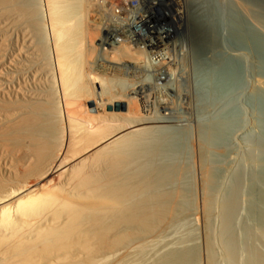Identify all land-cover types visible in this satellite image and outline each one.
I'll use <instances>...</instances> for the list:
<instances>
[{
	"label": "bare ground",
	"instance_id": "1",
	"mask_svg": "<svg viewBox=\"0 0 264 264\" xmlns=\"http://www.w3.org/2000/svg\"><path fill=\"white\" fill-rule=\"evenodd\" d=\"M182 1L185 19L176 34V36L180 35L181 38L177 39H181L184 43L183 46H185V42L187 44L190 42V47H192V42L197 41L198 44L194 43L196 47H192L194 51L191 49L193 53L197 52L195 57L196 55L199 56L198 52L203 53L211 48L218 52L220 58L218 57L217 61L214 59V62L219 69L225 65L224 61L228 58L236 60V62L238 60L245 61L243 60L244 56L221 52L220 48L226 46L229 39L225 40L226 34L223 31L226 29L227 22L224 23L223 19L236 24L239 18L244 26L246 24L249 36L253 35L251 33L257 32L264 38V3H260L259 0L247 1L251 6H249L250 11L246 10L245 5L246 9L240 8V4L235 3L236 0L234 2L232 0H222V2L221 0ZM117 2L118 0H0V264H113L114 261L117 264H126L127 258L125 260L126 256L121 250H126L123 251L125 253L127 249L123 248L130 246L134 240L139 239L136 242H140L144 236L140 234L158 233L161 230V225H167L173 221L167 219L168 215L177 217L185 208L183 206L184 208L181 209V205L184 204V201L183 204L180 202L182 199L172 201L170 199L172 192H167L164 189L166 184L172 183L170 187L173 186L172 176L175 175L173 172L179 162H176V156L168 153L169 147L176 142L178 136L185 135L186 137L190 134L187 131L188 127L180 132L178 131L179 126L176 125V131L173 129V125L167 126L169 123L167 125L157 124L166 121L164 116H158L161 112H156L158 113L157 118L145 116L144 118L142 116L144 113L140 116L143 118H138L140 113L136 115L131 110L133 107L131 102L135 98L139 99L137 97H139L138 93L140 92L144 93L146 102H150L152 107L162 104V102L156 101L154 103L150 100V94L156 92L157 87L160 86L156 87L155 78L161 76V80L170 77L174 82V79L180 76H176L177 70L174 71L175 69L170 65V68H159V72L154 66L160 64L161 60L152 59L149 53L145 51L125 45L114 52V55H111L108 50L103 48L102 43L98 41L100 36V24L98 23L109 17L110 10L107 6L109 4L113 6ZM250 13L256 17L257 23L251 20ZM216 20L217 22H215ZM232 23L230 26L233 25ZM174 47H178L176 42ZM125 51L135 52V54L131 56ZM207 53L210 54V52ZM128 56L142 57L144 64L139 65L142 60L124 63L126 61L124 57ZM223 56L227 58L224 59ZM35 59L39 62L38 64L42 63L40 67L51 68L49 70H52L51 73L49 72L52 75L50 84L47 82L48 84L42 86H39L41 84L30 86L29 79L27 80L24 74L28 69L33 68L29 66L31 64L34 66ZM99 60H102V63ZM45 61L47 62L44 63ZM116 61L123 62L121 71L126 70L125 74H140L141 71H145V81H147L146 89L143 87L144 91L135 90L131 92L127 89V85H123V89L130 91L131 94L123 93L127 95L128 113L119 112L122 115L125 114L121 117L118 115L111 116L113 112H109L111 114L109 116L104 110L105 107L107 109L111 107L114 112L118 111L115 108L118 104L123 103L120 102L121 100H124L120 98L124 97L120 96V91L113 88L115 83L113 77H107V79L104 77L101 80L100 91L93 84L94 79L99 77L98 72L95 73L94 71L95 68L93 70V66L99 65L110 70L112 67L109 64ZM204 61L200 64L197 63V67H194L199 77L212 75L210 65L206 66L203 64ZM48 64L50 66H47ZM251 64L253 66L254 62ZM191 66L182 64L180 72L183 69H191ZM198 75L195 76L198 85L201 84L206 88L212 86L210 78L204 81ZM221 75L223 76V73ZM21 76H24L23 82ZM27 77L29 78V76ZM256 77L250 78L246 74L247 79L245 78V81L242 78L238 80V87H242L245 82V88L252 97L254 93L264 91V78ZM47 78L50 79L49 76ZM36 82L34 83L36 84ZM169 82L171 84V81ZM129 83L124 82L123 84H128L130 87L135 85V83ZM222 90H219L218 93L215 92L216 96L212 98L214 94L209 89H201L205 100L217 103L214 104L217 105L218 113L223 111V102L235 100L234 97L237 95L238 88L234 89L233 86L232 91L231 88H225L226 91ZM243 93L245 92L243 91ZM51 96H56L54 97L56 102L50 100ZM92 96L93 98L96 96L98 99L96 106L94 102L90 104L92 110H104L102 115L89 114L90 111L87 110L89 108L84 103L87 101L81 102L86 97H89L88 100H90ZM104 96L105 98L112 96V98L107 101ZM227 96L228 99H226ZM42 97L45 101L41 100L40 103L38 99H42ZM51 101H54L55 104L52 105ZM134 103L136 105V102ZM42 104L45 105L44 108L41 107L43 110L40 111L36 106H42ZM64 120L69 121L67 134L66 130L64 131L65 128L62 130L63 127L60 126L62 125L61 122H65ZM213 120L215 119L213 118ZM214 123L218 122L215 121ZM210 124L214 126L213 123ZM218 126H221V123ZM200 135L203 144L199 146L202 153H205L206 149H213L218 143L214 139L213 132L209 130V125L200 129ZM22 146L23 149L26 148L24 153L21 152ZM174 147L177 146L174 145ZM174 147H172L173 151L178 149H174ZM16 151L23 154L15 157ZM254 151L251 152L250 156L253 161L252 165H256V167H252L256 170H259L257 167H261L263 171L262 163L264 160L261 162V158L259 159V156L256 155L257 152L253 153ZM70 152L73 154L68 157ZM201 155L202 216L205 222V234L207 233L205 238L207 264H264V190L262 194L246 200L247 202L243 201V205L242 200L239 201L241 186L238 185L241 184V176L239 178L238 174H235L233 183L224 178V180L221 178V181L213 170L219 165L217 163L219 154L217 153L215 156L216 152H214L215 157L211 155L205 157L206 153ZM214 158L216 159L213 160ZM212 161L216 162L213 163ZM215 163L218 165L213 167ZM234 170L232 171L233 175L236 172ZM242 173L243 171L241 175ZM258 174L259 172L256 171L251 177L252 180L254 178V185L261 181L259 178L261 173L259 176ZM32 178L35 180L30 181ZM174 178L177 180L176 177ZM178 183L179 181L177 184L175 183L176 186ZM262 183L263 181L259 184ZM184 185L180 187L182 188L180 195L174 194L176 197L184 198V195L187 197L188 182L187 185ZM170 187L168 188L170 189ZM259 187L261 186L259 185ZM173 190L175 191V189ZM177 190L176 192H179V189ZM197 195L199 196V194ZM213 206H215V210L218 209L216 214L212 212ZM246 207L247 209L250 208L247 210L250 216L244 218L247 216L243 215ZM188 208H186L187 211ZM197 211L201 212L199 209ZM186 213L189 214V212ZM179 219L182 218L179 216ZM196 219L195 222H198ZM199 224L201 226V219ZM193 225L195 224L193 223ZM244 233L245 235H243ZM148 240L149 238L145 241ZM142 242L135 243L138 244L137 248L131 249L133 254L136 249L138 257L148 249L146 244L152 241L146 242V244H142ZM155 242L152 244L157 245ZM181 244L183 246L175 247L174 244L175 246L172 245L171 248L166 245L169 249H165V251L160 248L162 252L155 253L154 259L151 257L153 261H148V259V263L190 264L191 262L192 264L193 260L199 258V251H203L196 247L198 245L192 247V245L185 243L188 246L185 247L184 243ZM133 246L131 245L129 248ZM148 246L150 247V245ZM153 248L156 250V247ZM131 251L129 253H132ZM129 253L127 257H129ZM202 255L204 257V254ZM203 259L199 264L203 262Z\"/></svg>",
	"mask_w": 264,
	"mask_h": 264
},
{
	"label": "rangeland",
	"instance_id": "2",
	"mask_svg": "<svg viewBox=\"0 0 264 264\" xmlns=\"http://www.w3.org/2000/svg\"><path fill=\"white\" fill-rule=\"evenodd\" d=\"M225 1V0H224ZM233 2L235 1V0H232ZM239 0H236V2L235 3H237V5H239L240 4V8H244V9H246V7H247V9L246 10H248V11H250V5L247 3V1L248 0H241L239 3ZM221 2H222V0H221ZM259 2L260 3H264V1L263 0H259ZM243 3V4H242ZM244 5L246 6V7H244ZM242 6V7H241ZM250 6V7H249ZM239 7V6H238ZM222 12V11H221ZM223 13V12H222ZM250 18H252L251 20L254 22V23H257V21H256V17L254 16V15H251V13H250V16H249ZM223 19V18H222ZM221 19V20H222ZM218 21H219V19H217ZM217 20L215 21V22H217ZM224 23L225 22H227L226 23V26L228 27V26H230L231 25V21H224V19L222 20ZM230 24H229V23ZM242 21L238 18V23H236V24H238V25H236V24H234V23H232L233 25L232 26H230V27H226L225 26V30L223 31L226 35H225V40H227L228 38V42L226 43V46H222L221 48H220V50H221V52H225V53H231V54H235V55H237V56H240L241 55V57H243V60H245V61H242V60H238L237 62H236V60L234 61V60H231V59H226L224 56V59H226V60H228V61H224V64L225 65H223L222 66V68H220L219 69V67H218V65H216V62H214V59H216V61H217V59H219L220 58V55H218L219 53L218 52H216V51H214L212 48L211 49H209V51L207 50V51H205V52H203V53H200V52H198V55L199 56H197L196 55V57L194 56L197 52H195V53H193V48H194V46L196 47V44H198L197 43V41H194V42H192L193 43V45H192V43H191V46L193 47H190L189 45H190V42H189V44H187L186 42H185V46H183V42L181 41V39H177V38H181L180 37V35H178V36H176V44L178 45V47L177 48H175V52H174V54H172L173 55V57H174V59L176 60V61H178V63H180L181 65L182 64H184V65H187L188 67H190V65H192L191 66V69H189L188 68V70L187 69H183L184 71H186V72H184L183 70V72L181 71L180 72V70H181V65H179L178 63H176V64H178V65H174L172 68L173 69H175L174 71H176L177 73H178V75H177V73H176V76H180V77H177V78H175L174 79V82H172V78H162L161 80H160V78H161V76H158V78H155V80H154V82H155V84H156V87L158 86V85H160V86H158L157 87V90H156V92H154V93H152V94H150V100H152L154 103H156V101L158 102V103H160V102H162V104H159L158 106H154V107H152L151 106V104H150V102H146V98H145V95H144V93L143 92H140V93H138V96L139 97H137V98H139V99H134V100H132V102H131V104L133 105V107H132V105L130 104V106L132 107L131 108V110H132V112H134V113H136V115H138L137 113H140V115H138L137 117L138 118H143L144 116L145 117H153V118H157L158 116L160 117V116H164L165 117V119H166V121L164 122H160V123H157L158 125H167L168 123V125L167 126H169V127H171L172 125V127H173V129H175V127H176V125H177V127L179 126V129H178V131H184V130H186V128L188 127V129H187V131H189L190 132V134H188V135H186V137H185V135H181V137L180 136H178L177 138H176V142L172 145V146H170L169 147V152L168 153H172V156H176V162L177 161H179L178 163H177V165H176V168L174 169V172H173V175L174 176H172V181H173V186L172 187H170V185H172V183H170V184H166V186H165V191H167V192H172V193H170L171 194V200L173 201V200H178V201H180L181 199V204H183V205H181L182 207H181V209H183L184 207V209L180 212V214L179 215H177V217H173V216H167V219H169V220H173V221H171V223H167V225L165 224V225H161V227H160V231L158 232V233H155V234H153V233H147V234H140V235H144L141 239H142V241H141V239H140V242H136L137 240L139 241V239H137V240H134L132 243H131V245H134L133 247H131V248H129L130 246H128V247H126V248H123V249H127V252H123V251H126V250H121V252L124 254V256H126L125 257V260H126V258H127V262L125 261V263L126 264H147L148 263V261H153V259H154V257L156 256V254H158V252L159 251H161L162 252V250H164L165 251V249H169L168 247H173L172 245H174L175 247H181V245L183 246V244H181V243H184V246L185 247H188V246H186V245H192V247L194 246L195 247V245H198V246H196V247H198V249H202L203 251H199V258L197 259V260H193L194 262H192V264H196V263H200L201 261H202V259H203V262L201 263V264H207V251H206V241H205V238H206V235H207V233L205 234V230H204V225H205V222H204V220H203V216H202V212H203V198H202V185H201V183H202V181H201V176L200 175H202V173H201V171H202V169H201V165H200V160H201V157H200V155L201 154H205L206 153V155H205V157H209L210 155L212 156V157H215V156H217V153L219 154L218 155V157L219 158H217V159H219L218 161H217V163H219V165L217 164V163H215V164H213V167H216L217 165L219 166H217L218 167V169H217V167L216 168H214L213 170H215V174H216V176H217V178L218 179H220L221 180V178H222V180H224V179H226V180H230L229 182L230 183H233V181H235V177H236V175L238 174V177L240 178V176H241V181L239 180V178H237L238 179V181H240V183L241 184H239L238 186L240 187L241 186V188H240V193L241 194H239V201H241L242 200V203H243V201H248L250 198H252L253 196H256V195H260V194H262V192H263V190H264V178H262V177H264V169H263V171H262V169H261V167H257V169H259V170H261L262 172H260L259 170H256V168H254L253 169V167L255 166L256 167V165H252L253 163V161L251 160V152L253 151V150H255L253 153H256V155L257 156H259V159H260V161L262 162L263 160H264V146H262V145H264L263 143H264V93H262V92H264V91H261V90H258V91H261V92H259V93H254L253 94V97L251 96V94H249L248 93V90H247V88H245V82L242 84V87H238V80L239 79H241L242 78V80H246L247 78H246V74L247 75H249L250 76V78H252V77H256V78H264V43H262V42H264V38H263V36H261V34L260 33H251V34H253V35H248L249 34V32H247L248 31V28L246 27V24H245V26H244V24H243V22L241 23ZM220 23V22H219ZM223 23V24H224ZM222 24V26H223V28H224V25ZM243 24V25H242ZM236 25V26H235ZM238 26V27H237ZM236 27V28H235ZM261 28H262V26H260ZM235 29H236V31H235ZM250 31V30H249ZM239 35V36H238ZM256 35V36H255ZM228 36V37H227ZM232 36V37H231ZM234 36V37H233ZM261 36V37H260ZM186 37V36H185ZM237 37V38H236ZM260 39H259V38ZM236 38V39H235ZM251 38V39H250ZM254 38V40L252 41V39ZM263 39V40H262ZM261 40V41H260ZM179 41V42H178ZM245 41H247V42H245ZM259 41V42H258ZM235 42V43H234ZM181 43V44H180ZM194 43H196V44H194ZM232 43V44H231ZM239 44V45H238ZM257 44V45H256ZM263 44V45H262ZM230 46V47H229ZM258 46V47H257ZM263 46V47H262ZM223 47H225V48H223ZM260 48V49H259ZM193 51H192V50ZM196 49V48H195ZM211 50H212V52H211ZM184 51V52H183ZM192 51V52H191ZM227 51V52H226ZM186 52V53H185ZM207 52H210V54L209 53H207ZM234 52V53H233ZM251 52V53H250ZM125 53L126 54H128V55H134L135 54V52H130V51H125ZM182 53H184V54H182ZM191 53V54H190ZM192 53H193V55H192ZM200 53V54H199ZM212 53H213V56H212ZM238 53V54H237ZM189 54V55H188ZM206 54H207V57H206ZM111 55H114L113 53L111 54ZM191 55V56H190ZM204 57H206V60H205V57L203 58L202 56ZM209 55H211L210 57H209ZM193 56V57H192ZM217 56V57H216ZM32 57V56H31ZM33 57H34V55H33ZM177 57V58H176ZM194 57H195V59H194ZM215 57V58H214ZM219 57V58H218ZM240 57V58H241ZM192 58V59H191ZM197 58H199L198 60H197ZM245 58V59H244ZM250 60H248V59ZM263 58V59H262ZM123 59V58H122ZM124 59H128V61H141V62H139V65H143L144 64V62H143V59H142V57L141 58H137V57H135V56H133V57H130V56H128V57H124ZM202 59V60H201ZM208 59H209V61H208ZM211 59V60H210ZM223 59V60H224ZM205 60V61H204ZM213 60V61H212ZM231 60V61H230ZM246 60H247V62H249V63H247L246 62ZM35 64H34V66L31 64L29 67L31 68V67H33V68H31V69H28L27 70V72L28 71H30V72H26V74H24V76H26V78H27V80L29 79V84H30V86H38L39 84H41V85H39V86H42V85H46V84H48L47 82H49V84H50V82H52L51 80V78H52V75L50 74L51 73V71H49L50 69H48L49 67H45L46 65L44 64V63H46L47 61H45L43 64L45 65L44 67L45 68H42L43 66H41L40 67V65H42V63H40V64H38L39 62L35 59ZM102 60H99V62H101ZM197 61V62H196ZM204 61V63L203 64H205L206 66H208V65H210L209 67H210V69H211V71H212V75H207L206 77L205 76H201V77H199V75L198 74H196L197 72L195 71V69H194V67L196 66L197 67V63H199L200 64V62H203ZM211 61V62H210ZM233 61V62H232ZM240 61H241V63H240ZM196 64H195V63ZM213 62L215 63L214 65H213ZM244 62V63H243ZM254 62V64H253V66H252V64L251 63H253ZM102 63V62H101ZM227 63V64H226ZM230 63V64H229ZM234 63V64H233ZM239 63V64H238ZM37 64L39 65L38 67H37ZM228 64H229V66H228ZM213 65V66H212ZM47 66H50L49 64L47 65ZM177 66V67H176ZM180 66V67H179ZM215 66H217L216 68H214ZM225 66V67H224ZM249 66V67H248ZM170 67H171V65H170ZM169 67V65H167V68H170ZM179 67V68H178ZM234 67V68H233ZM40 68H42V69H40ZM94 68H95V70H94ZM155 69L157 68L158 70H159V68H160V66H158V67H154ZM178 68V69H177ZM213 68V69H212ZM224 68H225V70H224ZM247 68V69H246ZM105 69V70H104ZM217 71H216V70ZM221 69H223L224 70V72H221V71H223V70H221ZM240 69V70H239ZM250 69V70H249ZM253 69V70H252ZM48 71V76L50 77V79L49 78H47L48 76L46 75V73H47V71ZM93 70L95 71V73L96 72H98V74H99V77L98 78H96V79H94V83L93 84H95L94 86H95V88H97V89H99V91H100V88H101V83H102V81L101 80H103L104 79V77H105V79H107V77L109 78V77H113V79L115 80L114 82V89H116V90H118V91H120V96H124V97H120L119 95H118V97H120V98H123L124 100H119L120 102H123V103H125L126 105H127V103H128V99H126L127 97V95L129 94H131V92H133V91H135V90H138V91H144V89H146V87L147 86H145L146 84H147V81H145V79H146V76L145 77H143V72L141 73L140 72V74H125V71L126 70H123V71H120L119 73H117V74H110L107 70H109V69H106L105 67H101V66H99V65H97V66H93ZM40 71V72H39ZM46 71V72H45ZM179 71V72H178ZM194 71V72H193ZM215 71V73H213ZM258 71V72H257ZM50 72V73H49ZM159 72H160V70H159ZM260 72V73H259ZM32 73V74H31ZM35 73V74H34ZM158 73V72H157ZM180 73V74H179ZM183 73V74H182ZM221 73H223V76L221 75ZM230 73V74H229ZM240 73V74H239ZM28 74V75H27ZM35 76H34V75ZM185 74V75H184ZM233 74V75H232ZM234 74H235V76H234ZM242 74V75H241ZM192 75V76H191ZM197 75H198V77L199 78H201V79H204V81H207V80H209L208 78H210V81H212V86H210L209 88H206L205 86H201V84H197ZM24 76H21V81L23 82V78H24ZM27 76H29V78L27 77ZM41 76V77H40ZM101 76V77H100ZM196 76V77H195ZM230 76V77H229ZM245 76V77H244ZM252 76V77H251ZM31 77V78H30ZM37 77V78H36ZM162 77H163V75H162ZM239 77V78H238ZM244 77V78H243ZM34 78H36L35 80H34ZM230 78V79H229ZM246 78V79H245ZM40 79V80H39ZM48 79V80H47ZM123 79V80H122ZM127 80V81H125V80ZM36 82V80H37V82H36V84L33 82ZM43 80V81H42ZM195 80V81H194ZM39 81V82H38ZM44 81H45V83H44ZM97 81V82H96ZM143 81V82H142ZM144 81H145V83H144ZM169 81H171V84H170V82ZM235 81V82H234ZM124 82H127V83H135V85L133 86V87H137V88H134L133 89V87H130L128 84H123ZM44 83V84H43ZM129 83V84H130ZM162 83V84H161ZM199 83V82H198ZM32 84V85H31ZM92 84V85H93ZM137 84V85H136ZM142 84V85H141ZM227 86H226V85ZM235 84H237V85H235ZM123 85H127L126 87H127V89L128 90H130V91H128V90H125V89H123ZM244 85V86H243ZM116 86V87H115ZM234 86V89L236 88H238V91H237V95L234 97V99L235 100H232V102H229V101H225V102H223L222 103V113H218V111H217V103L214 101H208V100H205L204 99V96H202V93H201V89L202 90H204V89H209L214 95L212 96V98H214V96H216L215 95V92H217L218 93V91L219 90H224L225 88H231V91H232V87ZM143 87H144V89H143ZM36 88V87H35ZM158 88H159V90H158ZM211 88V89H210ZM57 89H59V88H57ZM123 89V91H122V93H121V90ZM33 90H37V89H33ZM193 90V91H192ZM222 90V91H223ZM224 91H226V90H224ZM241 91V92H240ZM243 91L245 92V93H243ZM127 92V95L125 94H123V93H126ZM239 92V93H238ZM57 93H58V91H57ZM262 93V94H261ZM122 94V95H121ZM244 94V95H243ZM57 95V94H56ZM155 95V96H154ZM238 95H239V97H238ZM240 95H243V96H240ZM254 95H256V96H254ZM262 95V96H261ZM226 96V95H225ZM54 97H56V96H51L50 97V100H54L55 101V98ZM107 97V96H106ZM238 97V98H237ZM263 97V98H262ZM54 98V99H53ZM92 98H93V96H92ZM91 98V99H92ZM95 98V99H94ZM94 100L92 99H90V100H88L89 99V97H86V98H84L85 100H82L81 102L83 103L84 101H87V102H84L85 103V105H86V107L87 108H89V109H87L88 110V112H89V114L91 113V114H94L95 113V115L97 116V115H102L103 114V111L105 110V113L107 114V115H111L109 112H113L112 113V115L111 116H114V115H118V116H120L121 117V115L123 114V112L125 113V112H127L128 113V106H126V109L125 110H122V109H120V110H118V111H115V112H117V113H115L113 110H108L107 109V107H105V109L104 110H99V111H93L92 110V106L90 105V104H92L93 102L95 103V106H96V104H98V99L96 98V96H94ZM104 98H105V96H104ZM108 98V99H107ZM107 98H105L107 101H110V99L112 98V96L111 97H107ZM152 98V99H151ZM178 100H177V99ZM182 98V100H180ZM229 97L227 96L226 97V99H228ZM240 98V99H239ZM119 99V98H118ZM144 99V100H143ZM156 99V100H155ZM158 99V100H157ZM165 99V100H164ZM39 101H40V103H41V100H44L45 101V99H43V97H42V99L40 98V99H38ZM37 100V101H38ZM168 100V101H167ZM237 100V101H236ZM38 101V102H39ZM43 101V102H44ZM54 101H51L53 104L52 105H54L55 103H54ZM151 101V102H152ZM164 101V102H163ZM51 102H50V105H51ZM56 102V101H55ZM97 102V103H96ZM134 102H136V105H135V103ZM139 104H138V103ZM213 102V103H212ZM229 102V103H228ZM87 103V104H86ZM114 103V102H113ZM140 103H141V105H140ZM147 103V104H146ZM214 103H216V104H214ZM225 103V104H224ZM149 104V105H148ZM38 105H39V103H38ZM36 106V107H38V109L40 110V111H42L43 109L41 108V107H43L44 108V105L45 104H42V106ZM138 105V106H137ZM145 106V107H143V106ZM148 105V106H147ZM216 105V106H215ZM150 106V107H149ZM186 106V107H185ZM191 106V107H190ZM40 107V108H39ZM137 108V110L135 111V109ZM141 107V108H140ZM143 107V108H142ZM157 107H158V109H157ZM212 107V108H211ZM135 108V109H134ZM140 108V109H139ZM156 108V109H155ZM187 108H188V110H187ZM144 109V111L142 112V110ZM151 109V110H150ZM212 109V110H211ZM186 110V111H185ZM215 110V111H214ZM152 111V112H151ZM180 111V112H179ZM93 112V113H92ZM108 112V113H107ZM122 113V114H120V113ZM156 112H158V113H160L161 112V114H164V115H161V114H158V113H156ZM182 112V113H181ZM231 112V113H230ZM101 113V114H100ZM144 113V114H143ZM151 113V114H150ZM120 114V115H119ZM126 114V113H125ZM124 114V115H125ZM141 114H143L142 116L143 117H140L141 116ZM157 114H158V116H157ZM124 115H122V116H124ZM149 115V116H148ZM168 115V116H167ZM204 116V117H203ZM207 116V117H206ZM120 117H118V118H120ZM144 117V118H145ZM219 119H217V118ZM168 118V119H167ZM195 118V119H194ZM197 118V119H196ZM203 118V119H202ZM210 118H211V121H210ZM213 118L215 119V120H213ZM259 118V119H258ZM164 119V120H165ZM206 119V120H205ZM209 119V120H208ZM173 120V121H172ZM203 120V121H202ZM205 120V121H204ZM65 122H61V124L62 125H60V126H62L61 128H62V130L64 129V131L66 130V134L68 133V130H69V128H68V126H69V121L67 122L66 120H64ZM209 121V122H208ZM216 121V122H218V123H214V122ZM172 122V123H171ZM185 123V124H183V123ZM63 123H65V124H67V125H63ZM200 123V124H199ZM207 125H206V124ZM210 123H213L214 124V126L212 125V124H210ZM220 123H221V126H218V125H220ZM170 124H171V126H170ZM179 124V125H178ZM181 124V125H180ZM194 124V125H193ZM175 125V126H174ZM183 125V126H182ZM202 125V126H201ZM204 125V126H203ZM209 125V130L211 131V132H213V134H214V139H215V141H216V148L215 147H213V149H206L204 152L205 153H202L201 152V147L200 146H202V140H201V135H200V129L201 128H203V127H205V126H208ZM213 127H215V128H213ZM218 127V128H217ZM222 127V128H221ZM194 128V129H193ZM177 129V128H176ZM175 129V130H176ZM181 129H183V130H181ZM177 131V130H176ZM199 131V132H198ZM195 133V135H193ZM215 133H217V134H215ZM215 135H217L216 137H215ZM252 135V136H251ZM183 136V137H182ZM188 136V137H187ZM185 137V138H184ZM191 137V138H190ZM179 138H181V139H179ZM184 138V139H183ZM195 138V139H194ZM220 138V139H219ZM251 138V139H250ZM259 138V139H258ZM179 139V140H178ZM189 139V140H188ZM181 140H182V142H181ZM201 140V141H200ZM219 140V141H218ZM179 141V142H178ZM178 142V143H177ZM200 142V143H199ZM176 144H178V145H176ZM27 145V144H26ZM26 145H23L24 147L26 146ZM174 145L175 146H177V147H174ZM200 145V146H199ZM23 146H22V149H23ZM179 146V147H178ZM199 146V147H198ZM241 146V147H240ZM172 147H174V149L175 148H178V149H176V150H174L173 151V149H172ZM182 147H183V149H182ZM190 147V148H189ZM218 147V148H217ZM251 147V148H250ZM257 147H259V148H257ZM172 150H171V149ZM200 148V149H199ZM261 148H262V150H261ZM252 149V150H251ZM24 150H26V148H24L23 150H21V152H25ZM171 150V151H170ZM179 150V151H178ZM185 150V151H184ZM182 151V152H181ZM189 151V152H188ZM200 151V152H199ZM261 151V152H260ZM14 152V151H13ZM13 152H11V153H13ZM18 151H16V153H17ZM174 152V153H173ZM214 152H216V155L214 156L213 155V153ZM14 154L15 155V157L17 156L18 157V155H22L23 153H20V151L17 153V154ZM176 153V154H175ZM179 153V154H178ZM191 153V154H190ZM200 153V154H199ZM73 153L72 152H70L67 156L68 157H70L71 155H72ZM187 154V155H186ZM221 154V155H220ZM223 154V155H222ZM234 154V155H233ZM260 154V155H259ZM181 155H182V157H181ZM246 155V156H245ZM202 156V155H201ZM261 156V157H260ZM185 157V158H184ZM188 158V159H187ZM224 158V159H223ZM238 158V159H237ZM186 159V160H185ZM210 159H211V157H210ZM216 158H214L213 160H215ZM241 159H243V160H241ZM212 160V159H211ZM225 160V161H224ZM247 160V161H246ZM0 161H1V159H0ZM196 161V162H195ZM220 161V162H219ZM184 162V163H183ZM213 162V161H212ZM214 162H216V161H214ZM213 162V163H214ZM190 163V164H189ZM197 165H196V164ZM238 163V164H237ZM245 163V164H244ZM246 164H248V165H246ZM263 164V168H264V162L262 163ZM183 165V166H182ZM190 165V166H189ZM245 165H246V167L248 168H246L245 167ZM182 168H181V167ZM196 166V167H195ZM221 166H223V167H221ZM240 166V167H239ZM253 166V167H252ZM237 167H239L238 169L240 170V168H241V170L242 169H244L245 168V170H242L243 171V173H242V175H241V170L239 171L238 169H237ZM222 168V169H221ZM237 170H236V169ZM217 169V170H216ZM221 169V170H220ZM235 169L236 170V172L234 173V175H233V170ZM252 169V170H251ZM201 170V171H200ZM229 170H232V171H229ZM234 170V171H235ZM253 170H254V172L256 173V171H257V173L259 172V174H260V176H259V174H258V176H259V178L261 179V181L260 182H262L263 181V183L262 184H259V183H257V185H254L253 183V180H254V178H253V180H252V178L251 177H253V174H254V172H253ZM177 171V172H176ZM183 171V172H182ZM217 171H219V172H217ZM239 172V173H238ZM251 172H253V173H251ZM198 173V174H197ZM218 173V174H217ZM220 173V174H219ZM231 173H232V175H231ZM250 173H251V175H250ZM180 174H181V176H180ZM236 174V175H235ZM240 174V175H239ZM244 174V175H243ZM219 175V176H218ZM221 175V176H220ZM223 175V176H222ZM226 175H227V177H226ZM231 176H232V178H231ZM174 177H176L177 178V180L174 178ZM197 177V178H196ZM229 177V178H228ZM244 177V178H243ZM245 177H247V178H245ZM224 178V179H223ZM180 179V180H179ZM187 179V180H186ZM197 179H198V181H197ZM247 179V180H246ZM34 181L35 179H30V181ZM221 180V181H222ZM251 180H252V182H251ZM57 181V180H56ZM177 181H179V183H178V185L176 186V184H177ZM184 181V182H183ZM232 181V182H231ZM187 182H188V185H187ZM176 183V184H175ZM183 183V184H182ZM196 183V184H195ZM198 183V184H197ZM184 184H186L187 186H188V193H187V197H185V195H184V198H181L180 196H178V197H176V195H174V194H178V195H180V191H181V189L182 188H180V187H182V186H185ZM169 185V186H168ZM175 185V186H174ZM199 185V186H198ZM259 185L261 186V187H259ZM192 186V187H191ZM198 186V187H197ZM258 186V187H257ZM263 186V187H262ZM168 187H170V189L168 188ZM178 187V188H177ZM190 187V188H189ZM199 188V189H197V188ZM175 189V191L173 190V189ZM262 188V189H261ZM177 189H179V192H176V191H178ZM241 189H242V191H241ZM198 190V191H197ZM200 190V191H199ZM262 190V191H261ZM245 191V192H244ZM252 191V192H251ZM174 192H176V193H174ZM196 192H199V193H197V194H199V196L196 194ZM191 193V194H190ZM254 194V195H253ZM174 195V196H173ZM242 196V197H241ZM176 199H175V198ZM189 197H191L190 199H189ZM241 197V198H240ZM174 198V199H173ZM187 198H188V200H187ZM196 200V201H195ZM184 201V202H183ZM192 203H191V202ZM194 201V202H193ZM199 201V202H198ZM246 201V202H247ZM183 202V203H182ZM185 202H186V206H185ZM198 202V203H197ZM246 202H245V204H246ZM188 203V204H187ZM189 204H190V206H189ZM193 205V206H192ZM240 205H242L241 203H240ZM243 205H244V203H243ZM242 205V206H243ZM184 206V207H183ZM198 206V207H197ZM191 209H189V208ZM194 207H195V209H194ZM186 208H188V211L186 210ZM249 208V207H248ZM200 210L201 212H199V211H197V210ZM250 209V208H249ZM249 209H247V207H246V210H244L245 211V213H243V215H247L246 217L244 216V218H247L248 217V215L250 216V213H249V211H247V210H249ZM196 210V211H195ZM217 210V212H218V209H216ZM216 210H215V206H213V209H212V212L214 213V214H216ZM185 211V213L186 212H189V214L188 213H182V212H184ZM243 211V212H244ZM193 213V214H192ZM198 214V216H196V214ZM199 213H201V214H199ZM248 213V214H247ZM259 213V212H258ZM184 214H185V216H184ZM260 214V213H259ZM182 215V216H181ZM188 215V216H187ZM201 215V217H199ZM179 216H180V218H182V219H179ZM193 216H196V217H193ZM170 217V218H169ZM199 218V220H198V218ZM178 219V221H180V222H178L177 221V219ZM187 220H185V219ZM188 218V219H187ZM191 218H197L196 219V221H198V222H195V219H191ZM200 219H201V226H200ZM175 220V221H174ZM188 221H189V223H188ZM194 221V222H193ZM177 222V223H176ZM189 224H187V223ZM219 222V221H218ZM217 222V224H219ZM172 223H174V225H172ZM192 223V224H191ZM193 223L195 224V225H193ZM196 223H197V225H196ZM170 225H171V227H170ZM191 225V226H190ZM194 227H193V226ZM198 226H200V227H198ZM167 227V228H166ZM170 227V228H169ZM195 227H197V228H195ZM215 228H217L216 226H215ZM203 229V230H202ZM202 231V232H201ZM195 232V233H194ZM201 233V234H200ZM151 234V235H150ZM160 234V236H158ZM199 234V235H198ZM139 235V236H140ZM153 235H154V237H153ZM243 235H245V233L243 234ZM150 236H152L151 238L153 239V240H150L151 238H150ZM144 237H145V240H147L148 238H149V240L148 241H145L144 240ZM156 237V238H155ZM159 237V238H158ZM202 237V238H201ZM161 238V239H160ZM162 238H164V239H162ZM202 239V240H201ZM155 240H156V242H157V245L156 244H152V243H154L155 242ZM178 240V241H177ZM150 241H152V242H150ZM142 242V244L144 243V244H146V242L148 243V242H150L151 244H152V246L153 247H156V250H155V248H153L152 246H151V244L149 243V244H146V247L148 248H146L147 250H145L144 252L145 253H147V254H145L144 252H143V254H141V256L139 255V257L137 256L138 254H136V249L134 250V254H133V252L131 251V249L132 248H137V246H138V244H135V243H141ZM155 242V243H156ZM160 242V243H159ZM200 242V243H199ZM167 243H169V244H167ZM173 243V244H172ZM178 243V244H177ZM185 243H186V245H185ZM261 245H262V243L261 242H259ZM194 244V245H193ZM203 246H202V245ZM140 245V244H139ZM148 245H150V247L148 246ZM159 245V246H158ZM166 245H168V247L166 246ZM171 245V246H170ZM178 245V246H177ZM219 245V244H218ZM189 246V247H190ZM199 246H201V247H199ZM163 247V248H162ZM166 247V248H165ZM203 247V248H202ZM162 250H161V249ZM154 250V252H153V250ZM129 250V251H128ZM133 250V249H132ZM150 250V251H149ZM132 252V253H129V252ZM157 251V252H156ZM163 251V252H164ZM152 252V253H151ZM161 252H159V253H161ZM128 253H129V257H127L128 256ZM156 253V254H155ZM126 254V255H125ZM136 254V255H135ZM149 254V255H148ZM202 254H204V257H203V255ZM133 255V256H132ZM154 255V256H153ZM201 255V256H200ZM149 256V257H148ZM145 257H147L144 261H143V259L145 258ZM153 259H152V258ZM203 257V258H202ZM131 258V259H130ZM139 258V259H138ZM149 259V260H148ZM148 260V261H147ZM141 261V262H140ZM199 261V262H198ZM143 262V263H142ZM151 262H149L148 264H150ZM113 264H117V262H113ZM190 264H191V262H190Z\"/></svg>",
	"mask_w": 264,
	"mask_h": 264
},
{
	"label": "built area",
	"instance_id": "3",
	"mask_svg": "<svg viewBox=\"0 0 264 264\" xmlns=\"http://www.w3.org/2000/svg\"><path fill=\"white\" fill-rule=\"evenodd\" d=\"M107 7L110 15L98 23V41L109 54L128 45L149 53L154 60H161L156 67L178 65L172 54L175 52L177 31L185 19L182 0H118L117 4ZM122 63L111 62L109 65L112 68L107 71L112 75L119 73L123 68ZM141 73L146 76L145 71Z\"/></svg>",
	"mask_w": 264,
	"mask_h": 264
},
{
	"label": "water",
	"instance_id": "4",
	"mask_svg": "<svg viewBox=\"0 0 264 264\" xmlns=\"http://www.w3.org/2000/svg\"><path fill=\"white\" fill-rule=\"evenodd\" d=\"M108 109L111 110V107H109ZM115 109L116 110H119V109L125 110L126 109V104L125 103H120V104H118V106Z\"/></svg>",
	"mask_w": 264,
	"mask_h": 264
}]
</instances>
